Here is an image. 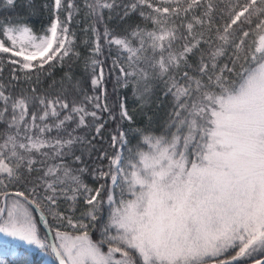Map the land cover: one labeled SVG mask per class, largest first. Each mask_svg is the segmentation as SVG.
<instances>
[{"label":"snow or ice","instance_id":"1","mask_svg":"<svg viewBox=\"0 0 264 264\" xmlns=\"http://www.w3.org/2000/svg\"><path fill=\"white\" fill-rule=\"evenodd\" d=\"M117 6L85 0L93 18L85 31L95 36L84 58L93 95L71 70L62 78L71 100L35 95V86L34 95L13 98L0 84V233L51 249L59 264H264V0H128L119 19L138 12L142 23L122 34L103 16ZM4 7L14 9L15 0ZM51 7L58 13L64 4ZM73 7L40 35L26 19L0 18V61L26 81L35 74L38 85L45 65L79 58L67 27ZM102 40L109 55L116 49L109 71L139 101L143 128L123 100L107 103ZM154 98L167 106L159 125L145 111ZM37 103L43 112L29 123ZM104 112L116 125L110 151L96 146ZM49 116L58 119L37 124ZM90 128L91 138L80 134ZM81 197L86 207L76 215ZM36 213L54 231L51 242Z\"/></svg>","mask_w":264,"mask_h":264},{"label":"trees","instance_id":"2","mask_svg":"<svg viewBox=\"0 0 264 264\" xmlns=\"http://www.w3.org/2000/svg\"><path fill=\"white\" fill-rule=\"evenodd\" d=\"M69 2H71L74 7L70 10L72 12V19L69 23H67V27L69 28V38L73 41V53H79V58L76 56H72L71 58L66 57L63 65L56 64V66L50 70L48 69V66L45 65V71L40 74V83L38 85L35 84V74L33 75L32 81H26L24 79V73L17 69L16 66L11 65L5 58L4 60L0 61V84L4 85L6 94H10L13 98L24 94L32 96L34 94L31 92V88L35 86L37 88L35 95H47L49 99H55L57 95H63L66 96L68 100H71L73 98L71 93L62 92V87H67L66 81L62 85V78L69 70H71L72 75L76 80H80L82 82V86L89 96L94 94L90 84V70L85 72L84 66V58L90 54L88 44L85 42L88 41L89 44H91L95 41V36L91 30L89 29L88 31H85V29L88 28L93 20L91 16L87 15L88 8L85 7V0H62L64 8H62L58 13L51 7L53 5V0H33L31 9L24 7L25 0H15L14 9L5 8L4 5L6 0H0V18L8 16L10 18L26 19L28 25L33 28L34 33L42 34L44 29L50 25L52 20L55 19L57 15L61 21H67L69 11L67 9V4ZM89 2H92V0H89ZM153 2L155 3L156 0H153ZM126 3H128V0H117L118 6L113 10H103L105 22L110 29L115 31L116 34H122L123 29L127 25L142 23V18L139 16L138 12L133 13L130 17L125 18L123 21L119 19L117 13L120 15L123 14V5ZM45 5H48V7H45ZM144 11L149 12L151 10L145 7ZM198 12L199 10H197V14ZM109 15L112 16L111 20H109ZM179 22L180 21H177V23ZM223 23L224 21L219 19L217 20L218 26L222 27ZM97 27L102 33L104 26L97 25ZM214 31L215 30H213V33ZM101 43L104 45V54L98 58L103 61L105 72L104 90H106L107 103L109 107H114L118 100H123L130 113H137L136 126L141 128L145 127L148 122L141 113L139 101L133 97L131 88L125 89L123 87H118L116 85L117 74L115 72L109 71V68L112 64V59L116 57L115 47L112 48L111 55H109V50L106 43L103 40ZM14 76L17 78L14 79ZM157 103V100L154 98L151 106L146 108L145 111H147L148 115L153 117L155 124L159 125L166 116L167 106L165 104H160L158 107ZM2 107L3 102L0 101V109H2ZM57 110L60 112L59 119H62L63 116L67 114L66 110H61L59 108ZM89 110H92L91 105H89ZM33 112H36L37 117H39V115H41L43 112L42 106H39L38 103L35 107L32 104L29 105V115L26 117V120L29 123L31 122V114ZM5 115L7 116L8 114ZM102 117L103 120L101 122H108L105 124L104 129H102L103 138H98L96 146L97 149L103 148L110 151V149H108V142L116 125L114 122L109 120L107 112H104ZM57 119L58 118L56 117L49 116L48 120L44 122H41L39 119H37V124H52L56 122ZM88 119L91 121L90 117ZM74 126V124L71 125V127ZM3 127V123L0 122V130H2ZM154 130L157 134H159L160 129L158 126L155 127ZM79 131L80 134H88L89 138H91V134H94V128L88 129L87 132L84 130ZM46 135L55 136V129ZM132 139L133 143H135L136 138L133 137ZM92 166L94 167L95 165ZM84 182L88 184L89 187L98 186L90 175L84 176ZM8 190L15 189L14 187L10 186ZM67 207V203H64L63 201L60 203L61 210H64ZM85 207L86 205L84 204L83 198L81 197L79 203L77 204L76 215H79L80 211H82ZM48 219L51 221V217H48ZM37 221L42 235H47L38 218ZM64 230L71 231V229L61 228V231ZM52 233L54 237V231ZM92 236L93 239H95L97 234L93 232ZM39 250L42 249L30 251L24 244L18 243L14 240H11L10 238H0V264H59L56 257L51 252V249L44 250L46 253H39Z\"/></svg>","mask_w":264,"mask_h":264},{"label":"rangeland","instance_id":"3","mask_svg":"<svg viewBox=\"0 0 264 264\" xmlns=\"http://www.w3.org/2000/svg\"><path fill=\"white\" fill-rule=\"evenodd\" d=\"M53 4H54V0H53ZM50 24H51V23H50ZM49 26H50V25H49ZM42 34H43V33H42ZM37 35H40V34H37ZM0 238H10L11 240H14V241H16V242H18V243L24 244V245L27 246V248H28L30 251H35V250L39 249V248H37L35 245H28L26 242H23V241L19 240L18 238H13V237L7 236V235H5V234H3V233H0ZM36 248H37V249H36ZM39 253H46V251H44V250H39Z\"/></svg>","mask_w":264,"mask_h":264},{"label":"water","instance_id":"4","mask_svg":"<svg viewBox=\"0 0 264 264\" xmlns=\"http://www.w3.org/2000/svg\"><path fill=\"white\" fill-rule=\"evenodd\" d=\"M9 192H12V191H9ZM2 204H3V198H2ZM36 215H37L38 218H39V213H36ZM41 225L44 226L42 222H41ZM44 229H45V228H44ZM45 231L47 232L48 237H49V241L51 242V241L53 240L52 233H49L47 229H45ZM58 262H59V261H58Z\"/></svg>","mask_w":264,"mask_h":264}]
</instances>
